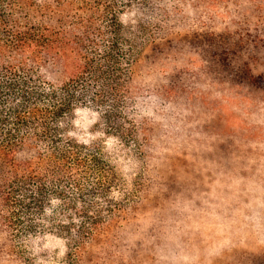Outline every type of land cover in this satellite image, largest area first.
<instances>
[{"label": "trees", "instance_id": "obj_1", "mask_svg": "<svg viewBox=\"0 0 264 264\" xmlns=\"http://www.w3.org/2000/svg\"><path fill=\"white\" fill-rule=\"evenodd\" d=\"M151 1L0 0V264H42L39 252L51 241L64 244L66 264H146L137 259L146 236L133 249L118 243L174 193L155 159L146 101L186 104L189 95H177L191 93L178 75L160 95L136 86L138 31L120 17ZM249 2L246 29L196 32L190 44L203 76L262 90L264 62L258 71L255 61H264V7ZM79 109L100 117L116 151L72 140Z\"/></svg>", "mask_w": 264, "mask_h": 264}, {"label": "rangeland", "instance_id": "obj_2", "mask_svg": "<svg viewBox=\"0 0 264 264\" xmlns=\"http://www.w3.org/2000/svg\"><path fill=\"white\" fill-rule=\"evenodd\" d=\"M216 1L218 7L152 0L145 11L132 8L120 17L138 31V89L153 95L178 75V87L191 92L177 95H189L186 104L146 101L155 159L174 189L161 212L145 211L118 242L120 249H133L146 236L137 258L146 264H259L264 258V89L203 76L205 63L190 44L196 32L248 27L249 0ZM257 1L264 7V0ZM255 62L259 71L264 61ZM69 128L78 144L118 149L111 130L88 109L77 110ZM39 254L42 264L67 262L59 241Z\"/></svg>", "mask_w": 264, "mask_h": 264}]
</instances>
